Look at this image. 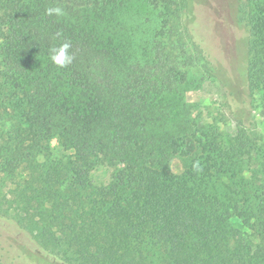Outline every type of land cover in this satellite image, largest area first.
<instances>
[{
  "label": "trees",
  "instance_id": "obj_1",
  "mask_svg": "<svg viewBox=\"0 0 264 264\" xmlns=\"http://www.w3.org/2000/svg\"><path fill=\"white\" fill-rule=\"evenodd\" d=\"M107 6L0 0V98L14 121L0 133V240L26 232L50 264H264V193L241 199L234 185L222 194L215 185L219 177L241 178L255 140L243 126L229 145L217 136L199 139L190 167L171 173L166 150L154 152L142 132L154 97L171 76L184 75L176 62L159 60L153 73L132 69L122 85L117 71L104 67L119 63L115 39L88 21L94 8L106 22ZM54 7L64 15H48ZM80 10L87 11L85 23ZM236 18L248 35V81L264 87L257 41L264 46V5L240 0ZM64 43L74 60L61 68L50 50ZM194 45L206 59L202 45ZM173 50L167 57L174 60ZM93 67L103 69L102 80ZM55 134L70 155L53 157ZM181 141L167 136L163 144L186 154ZM99 165L111 171L104 184L93 179ZM74 247L77 257H65Z\"/></svg>",
  "mask_w": 264,
  "mask_h": 264
},
{
  "label": "rangeland",
  "instance_id": "obj_2",
  "mask_svg": "<svg viewBox=\"0 0 264 264\" xmlns=\"http://www.w3.org/2000/svg\"><path fill=\"white\" fill-rule=\"evenodd\" d=\"M87 1L109 5L104 15L106 22L94 8H90V12L96 16L94 18L90 14L88 21L90 27L96 30L97 26L103 29L105 37L115 39L112 47L117 50L119 63L104 67L117 71L115 75L122 80V85L126 84L132 69L151 68L153 73L159 60L168 66L170 61L176 62L178 71L184 75V78L171 76L165 83L168 86L154 97L150 121L142 132V137L148 140L149 148L154 152L166 150L171 173L182 174L190 167L200 152L199 139L217 136V141L229 145L243 126L256 143L252 158L245 163L243 175L237 182L229 177L216 178V190L220 194L226 193L227 186L234 185L241 199L254 193L263 194L264 87L251 85L247 78L250 59L248 35L236 21L240 0ZM259 2L264 5V0ZM111 11L115 14L111 15ZM86 16L87 11L80 10V23H85ZM172 32L175 33L170 36ZM257 41L264 50L261 40ZM194 44L202 45L206 59L199 56ZM100 45L107 46L105 43ZM180 46L185 47V54L177 50ZM171 48L178 55L174 60L172 56L167 57ZM158 52H161V59L156 57ZM91 71L95 80L103 79L102 68L93 67ZM161 76L165 78V74ZM161 83L159 80L158 84ZM13 124L11 114H7L0 98V133L11 130ZM167 136L178 139L180 143L181 138H186L183 148L187 153L173 154L163 144ZM51 148L53 157L71 154V151L63 150L58 134L51 141ZM137 153L140 156L143 150ZM110 174L108 167L99 165L93 172V179L104 184ZM0 243V264H50V257L26 232H18L12 241L0 240ZM77 252L78 248L74 247L65 257L76 258Z\"/></svg>",
  "mask_w": 264,
  "mask_h": 264
},
{
  "label": "clouds",
  "instance_id": "obj_3",
  "mask_svg": "<svg viewBox=\"0 0 264 264\" xmlns=\"http://www.w3.org/2000/svg\"><path fill=\"white\" fill-rule=\"evenodd\" d=\"M47 13L48 15H53V14L57 16L64 15L63 10L59 7L49 8L47 9ZM69 48H70V43H64L59 48H52L50 50L51 52L50 58L52 62L61 68L70 65L74 60V56L69 52Z\"/></svg>",
  "mask_w": 264,
  "mask_h": 264
}]
</instances>
